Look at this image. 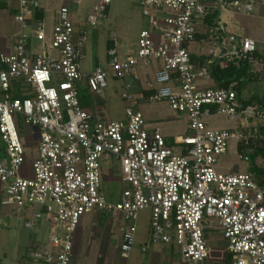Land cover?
I'll return each mask as SVG.
<instances>
[{
	"label": "built area",
	"instance_id": "obj_1",
	"mask_svg": "<svg viewBox=\"0 0 264 264\" xmlns=\"http://www.w3.org/2000/svg\"><path fill=\"white\" fill-rule=\"evenodd\" d=\"M14 16L17 36L10 53L0 52L1 205L24 215V226L48 229L44 244L32 257L43 264H71L74 236L82 217L109 214L120 223V257L128 259L136 244L140 213L150 211V243L177 246L184 264H206L211 256L207 232L219 229L230 264H264V187L255 174L223 172L220 159L232 142L249 162L248 152L264 150L260 127L264 107L240 99L237 83L205 86L213 80V65L244 61L255 65L257 42L228 32L219 21L207 25L209 13H252L264 0H138L148 29L140 32L136 50L119 55L108 51L107 67L84 72L86 38H75L67 7L60 8L52 35L38 22L42 49L32 54L30 27L38 0H18ZM80 2V0H77ZM112 0H97L88 21L98 26ZM205 27L196 63L190 46ZM154 74L140 95L134 83L139 70ZM121 80L125 119L112 120L82 106L80 86L103 95L108 75ZM149 92V94L146 93ZM18 94V95H17ZM164 100L184 117L187 131L173 143L159 126L150 127L140 101ZM225 115L236 128H211L207 118ZM23 121L33 129L35 155L19 132ZM32 160V177L26 163ZM118 168L126 183L119 198L104 189L108 170ZM146 252L148 245L142 247Z\"/></svg>",
	"mask_w": 264,
	"mask_h": 264
},
{
	"label": "rangeland",
	"instance_id": "obj_2",
	"mask_svg": "<svg viewBox=\"0 0 264 264\" xmlns=\"http://www.w3.org/2000/svg\"><path fill=\"white\" fill-rule=\"evenodd\" d=\"M53 3L54 7H56L57 3L55 1ZM69 3L71 10L74 13V10L78 9V6L71 2ZM89 3L90 0H84L82 6L86 8ZM60 5L61 4L58 2V6ZM110 5L111 8L107 17L101 21L102 23L100 25L93 26V30H97V33L99 34L96 43L92 44V38L88 36V47H86L85 57L81 61V67L84 72L91 73L94 70L97 61H99L103 67H107V38L110 34L113 32L116 33V40L119 44L121 43L126 47L130 46L131 49L135 51L140 31L148 28V20L142 14V9L138 4V0H112V4ZM0 27L4 30V34L0 33L2 44L5 43V48H8L12 33H15L16 28L14 29V25L9 17L6 18L3 15L2 10H0ZM107 80L109 86L105 90V100H107L108 103L104 104V106H106L107 115L109 113V116L112 119H125L124 108L126 102L122 99L121 95L123 89L122 82L121 80L112 77L111 74L108 75ZM80 90V96H82L83 99H88L89 93L87 91H89V88L82 84ZM240 94L242 98L245 99H249L252 96H264V63L261 72L258 70L255 76L248 81L244 87H242ZM139 103V108L142 110L150 124L159 125L162 128H165L167 133L173 138L185 133L186 121L184 117L175 113L164 100L157 102L140 101ZM109 116L108 118H110ZM206 120L211 128L233 129L238 125V122L230 120L225 115H214ZM18 129L24 141V145L28 148L31 154L35 155L37 141L34 137L33 129L23 121L19 122ZM3 157H5V147L0 137V159ZM260 162V164H263L264 166V159L262 157ZM249 164L250 163L239 159V154L236 151L234 142L231 143L228 152L222 155L220 159V169L224 166L222 169H228L230 172L243 171ZM31 165L32 160H28L26 163L28 172L26 174L32 177ZM125 187H127V185L122 181L118 168L106 172L104 189L109 197H112L113 195L115 197L118 196L119 198ZM89 215L94 217L99 215V218L102 217L103 221L110 216L109 214H100L98 212H93ZM84 217H82V219ZM38 224V227L32 229L26 228L24 226V215L22 214L21 219L18 220L15 212L11 211L10 208L1 205L0 198V264H43L42 262L35 260L31 255V251L36 245L44 244L47 240L48 229L46 223L43 220H39ZM137 227V239L146 237V234L151 228L149 210L146 209L140 213ZM206 235L211 247L210 257L214 256L218 259L219 255L225 250L223 234L217 229L207 232ZM112 247L113 251L111 252V255L115 259H120L121 257L119 255V249H117V242L112 240ZM133 253H136L137 255L141 254L138 250L132 251L127 259L128 264L132 261ZM171 253V257L176 264H183L177 246H174V250ZM75 261L76 258H74L73 264H75ZM82 262L83 264H96L94 259L82 260Z\"/></svg>",
	"mask_w": 264,
	"mask_h": 264
},
{
	"label": "crops",
	"instance_id": "obj_3",
	"mask_svg": "<svg viewBox=\"0 0 264 264\" xmlns=\"http://www.w3.org/2000/svg\"><path fill=\"white\" fill-rule=\"evenodd\" d=\"M54 1L57 3L56 7H54V3H53ZM38 2H39V7L36 9L35 17L31 21L30 27L25 30V32L30 35L29 48L32 54H37L42 49V41H40L36 36V31H35L36 24L38 22H44L46 24V35H47V40H49L52 35L53 27L56 22L57 14L60 8L62 7H67L69 9L70 17L75 26V38L77 39L81 36L82 37L84 36L86 38L85 50L86 47H88L87 45L88 36L92 38L93 41L92 44L96 43L99 34L97 33V30H93V26L89 23L88 18L90 14H92L93 8L97 0H90V3L86 8L82 6L84 0H80V2H77V0H38ZM58 2L61 4L60 6H58ZM69 2L78 6L79 10L75 9L73 13ZM18 8H19L18 0H0V10H2L3 15L6 18L9 17L10 21L14 25V29L16 28L15 33H12V37L10 38L11 40L8 43V48H5V43L2 44L0 38V52L2 53L11 52L14 39L17 36L18 30L14 23V16L18 13ZM110 8L111 5L107 9L106 17L110 11ZM220 22L228 32L250 37L257 42L258 50L255 53L257 63L255 65L249 63V65L251 71L253 70L255 74L258 72V70L259 72H261L264 63L263 62L264 61V7L257 6L255 11L249 14L237 13L233 11H222L220 12ZM101 23L102 22H100V24ZM1 28L2 27H0V33L4 34V30H2ZM205 30H206L205 27L203 26L200 27L199 33L197 35V42L190 46V50L194 52L193 60L196 63H201V64L207 63V60L204 57H199L195 52L198 51L200 41L207 36V35L204 36L203 34ZM109 42L111 43L110 47H108ZM120 44L116 40V33L113 32L112 34L109 35V37L107 38V58H108L109 49L115 45H117L120 56H125L126 53H128L129 51L134 52V50H132L130 46L126 47ZM203 60L204 63H202ZM98 64H100L99 61H97L96 65ZM214 65L227 67V64L225 63L221 64L218 61L215 62L213 65L211 64L212 67H214ZM154 71L155 70L153 68H145V69L142 68L140 70L139 80L134 83V87H133L135 94L137 95L141 94V92L144 90L146 82L150 78H152ZM204 85L207 87L208 86L214 87V86H219V83H217L213 79L210 82H206ZM87 92L89 93L88 99H83L81 96L82 106L85 109H87L90 113L106 115L108 117L109 113L107 115L106 106H104V104L108 103L107 100H105L106 94L104 93L103 95H98L92 93L90 90ZM238 93L241 100L250 99V98L249 99L242 98L239 91ZM125 108H126V103H125ZM110 119L112 118L110 117ZM112 120H118V119H112ZM148 124L150 127L159 126V125L150 124L149 122ZM161 129L168 138L169 143H173L175 138H173L170 134H168L165 128L161 127ZM186 131H187V125L185 129V133ZM234 146L236 147V151L238 152L240 159L241 150L237 147L235 143ZM260 159L258 158L256 160V164L260 168L264 169L263 164H260L261 163ZM222 168H224V166H222ZM222 168L221 171L230 172L228 171V169L224 170ZM247 170H250V164L246 166L245 170L239 172H245ZM255 179L261 187H264V175L260 177L255 176ZM114 197L115 196L112 195V197L110 198L114 200L118 199V196L115 198ZM80 223L81 225L79 224V227L74 236V250H73V259L71 264H73L74 258H76L75 264H83L82 260H87V259H94L96 264H128L127 259H122V258L115 259L111 255V252L113 251L112 240L117 242V249L120 243V233H119L120 223L115 222L111 216H109L108 218L105 219V221H103L102 217L99 218V215L97 217L91 215L86 216L80 221ZM146 235H147L146 237L138 238V239L136 236V244L132 251L138 250L140 251L141 254L137 255L136 253L135 254L133 253L134 255L132 261L129 264H176L171 257L172 254L171 252L174 250L173 245L165 246L162 244H149L150 231ZM145 245H148V250L146 252L142 250V247ZM181 262L183 263L182 259ZM230 262L231 259L224 250L221 253V255H219L218 259L217 257L212 256L208 259L206 264H230Z\"/></svg>",
	"mask_w": 264,
	"mask_h": 264
},
{
	"label": "trees",
	"instance_id": "obj_4",
	"mask_svg": "<svg viewBox=\"0 0 264 264\" xmlns=\"http://www.w3.org/2000/svg\"><path fill=\"white\" fill-rule=\"evenodd\" d=\"M37 15V14H36ZM220 21V12L216 11L213 13H209L206 20L205 24L207 25H217L218 22ZM111 46V43L109 42L108 47ZM204 63V60L202 61ZM255 76V72L251 71L250 65L248 61H244L240 67H236L232 64H228L226 66H218L214 65L213 67V79L219 83V85H224L227 86L231 84L232 82L237 83V88L240 92L242 87L250 81L253 77ZM147 94L149 92L146 91ZM18 95V94H17ZM247 104H252L256 103L264 107V96L263 97H252L249 100H243ZM260 133L262 135L261 140L264 142V126L260 127ZM250 156V170L255 174V176H263L264 175V169L260 168L256 164V160L258 158H263L264 159V150L263 149H256L254 151H251L249 153ZM263 184V183H262ZM230 257V256H229ZM231 259V258H230Z\"/></svg>",
	"mask_w": 264,
	"mask_h": 264
}]
</instances>
